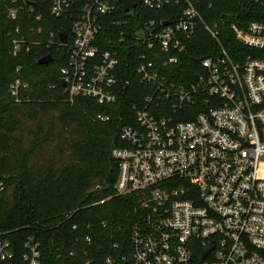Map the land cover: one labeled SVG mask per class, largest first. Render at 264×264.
Returning a JSON list of instances; mask_svg holds the SVG:
<instances>
[{"label": "built area", "instance_id": "built-area-1", "mask_svg": "<svg viewBox=\"0 0 264 264\" xmlns=\"http://www.w3.org/2000/svg\"><path fill=\"white\" fill-rule=\"evenodd\" d=\"M204 2L140 0L125 12L140 5L181 12L133 30L116 19L120 0H13L9 9L13 19L27 14L26 33L21 27L14 33L13 56L35 45L66 51L60 74L70 104L78 98L117 103L123 45L145 48L137 74L147 93L132 106L111 153L118 166L116 193L136 196L140 203L119 264H264V22L252 21L244 29L231 25L241 49L229 37L223 40L218 24L204 19ZM41 9L57 22L55 30ZM199 29L217 45L199 62L198 73L185 79L187 42ZM35 34L46 39L28 38ZM28 88L17 78L10 94L20 103ZM96 117L110 120L103 113ZM5 189L0 176V194ZM84 242L90 246L92 239ZM25 248L23 264H43L39 243L28 241ZM75 252L70 257L79 260ZM15 257L12 242L0 236V261ZM115 261L106 258V264Z\"/></svg>", "mask_w": 264, "mask_h": 264}, {"label": "trees", "instance_id": "trees-1", "mask_svg": "<svg viewBox=\"0 0 264 264\" xmlns=\"http://www.w3.org/2000/svg\"><path fill=\"white\" fill-rule=\"evenodd\" d=\"M14 6L13 0H0V176L6 184L0 194V236L12 242L16 257L0 264H23L28 241L41 245L43 264H80L83 260L106 264L110 255L119 264V255L127 253L140 203L136 196L116 193L118 166L111 153L119 146L126 119L133 115L132 106L147 93L137 74V58L145 48L123 45L117 103L105 106L78 98L70 104L60 74L66 66L65 50L35 45L17 57L11 54L16 28L25 33L27 28L25 12L20 18L10 17L9 9ZM180 12L176 8L153 11L140 5L126 13L119 4L116 19L133 30L151 19L172 20ZM41 13L55 30L57 22L49 11L41 9ZM202 14L209 24L219 25L223 40L229 37L242 47L230 27L244 29L252 21L264 22V0H205ZM28 38L46 39V35ZM216 45L199 29L187 42L182 77L192 79L201 69L199 62L210 56ZM47 55L53 61L39 65ZM17 78L29 84L20 103L10 94V85ZM99 113L109 115L110 120H98ZM50 149L61 155L52 164L42 165L37 157ZM87 236L92 239L90 246L84 242ZM116 243L118 249L113 248ZM71 251L77 252L79 260L70 257Z\"/></svg>", "mask_w": 264, "mask_h": 264}, {"label": "water", "instance_id": "water-1", "mask_svg": "<svg viewBox=\"0 0 264 264\" xmlns=\"http://www.w3.org/2000/svg\"><path fill=\"white\" fill-rule=\"evenodd\" d=\"M120 2L123 5L124 11L128 12L133 8H136L140 0H120ZM164 26L169 25V23H164ZM63 42H66V37L64 35H60ZM53 61V57L51 55H47L45 57H42L39 61V65H48ZM213 247H209L202 255V259L204 260L208 254L211 252Z\"/></svg>", "mask_w": 264, "mask_h": 264}, {"label": "rangeland", "instance_id": "rangeland-1", "mask_svg": "<svg viewBox=\"0 0 264 264\" xmlns=\"http://www.w3.org/2000/svg\"><path fill=\"white\" fill-rule=\"evenodd\" d=\"M49 151V152H48ZM61 154L58 153V151H54L53 149L46 150L44 152L43 157H37L42 162V165H49L52 164L53 160L55 158H58Z\"/></svg>", "mask_w": 264, "mask_h": 264}]
</instances>
